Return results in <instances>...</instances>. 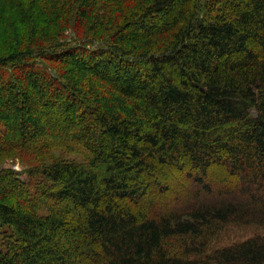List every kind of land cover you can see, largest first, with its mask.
Masks as SVG:
<instances>
[{"label":"trees","instance_id":"obj_1","mask_svg":"<svg viewBox=\"0 0 264 264\" xmlns=\"http://www.w3.org/2000/svg\"><path fill=\"white\" fill-rule=\"evenodd\" d=\"M231 225L264 228V0H0V264H264Z\"/></svg>","mask_w":264,"mask_h":264},{"label":"rangeland","instance_id":"obj_2","mask_svg":"<svg viewBox=\"0 0 264 264\" xmlns=\"http://www.w3.org/2000/svg\"><path fill=\"white\" fill-rule=\"evenodd\" d=\"M13 167L22 170L23 165L19 162L13 163L9 162L8 164ZM25 178L26 175L23 174ZM255 235H264V228L255 227V226H228L225 230H223L217 238L214 239L213 245L216 246H224L229 245L231 243L245 240L247 238L253 237Z\"/></svg>","mask_w":264,"mask_h":264}]
</instances>
